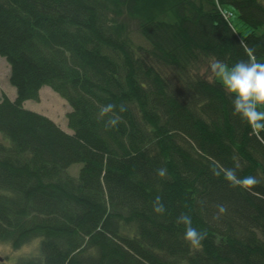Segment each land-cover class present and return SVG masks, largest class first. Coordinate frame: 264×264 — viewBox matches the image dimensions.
I'll use <instances>...</instances> for the list:
<instances>
[{
	"label": "trees",
	"instance_id": "obj_1",
	"mask_svg": "<svg viewBox=\"0 0 264 264\" xmlns=\"http://www.w3.org/2000/svg\"><path fill=\"white\" fill-rule=\"evenodd\" d=\"M0 55L17 93L0 99V242L41 238L16 264H264V132L199 71L264 63V0H0ZM44 86L68 101L73 134L25 107ZM109 103L116 128L99 118ZM216 167L260 183L230 187ZM181 214L207 232L201 248Z\"/></svg>",
	"mask_w": 264,
	"mask_h": 264
},
{
	"label": "clouds",
	"instance_id": "obj_2",
	"mask_svg": "<svg viewBox=\"0 0 264 264\" xmlns=\"http://www.w3.org/2000/svg\"><path fill=\"white\" fill-rule=\"evenodd\" d=\"M211 71L221 82L226 94L231 96L233 114L239 116L251 128L253 134L259 136L264 132V63L256 62L252 59L247 61L240 60L233 65L216 60L210 65ZM117 106L109 103L102 106L99 118L109 116L114 113ZM126 107L119 105V112H125ZM121 122L119 115H111L106 121V128H116ZM159 177L164 178L167 174L166 168L157 169ZM213 175L223 178L229 183L230 187H240L244 190H251L260 181L255 176L238 177L236 169L213 168ZM219 213L227 211L224 205H218ZM153 210L157 214H164L165 205L159 196L153 201ZM218 218V217H217ZM177 224L184 226V240L194 249L202 247V241L206 239L207 232L198 230L193 226L192 219L188 214H181L177 217Z\"/></svg>",
	"mask_w": 264,
	"mask_h": 264
},
{
	"label": "rangeland",
	"instance_id": "obj_3",
	"mask_svg": "<svg viewBox=\"0 0 264 264\" xmlns=\"http://www.w3.org/2000/svg\"><path fill=\"white\" fill-rule=\"evenodd\" d=\"M224 9L231 11L232 15L229 16L230 22L234 29L243 35L249 31L248 26L244 23L242 18L239 17L237 10L228 5L224 6ZM214 62L212 59L206 60L205 64L199 68V71L210 81L217 78L211 71V63ZM10 67L8 61L0 55V98L3 94L8 97L17 95L15 87L9 81ZM27 109H32L38 113L47 115L50 119H53L62 129L72 133L67 122V114L71 110V107L65 98L61 97L56 91L48 86H44L40 89V99L27 100L24 102ZM73 134V133H72ZM82 164L76 163L68 168V172L71 175L76 176L81 168ZM41 238L36 237L35 239L29 240L26 244L19 248L13 249L10 242H0V256L4 258V261H0V264H16L19 258L37 257L41 255L40 251Z\"/></svg>",
	"mask_w": 264,
	"mask_h": 264
},
{
	"label": "crops",
	"instance_id": "obj_4",
	"mask_svg": "<svg viewBox=\"0 0 264 264\" xmlns=\"http://www.w3.org/2000/svg\"><path fill=\"white\" fill-rule=\"evenodd\" d=\"M229 12V11H228ZM231 13V15H232V12H230ZM12 99H14L15 97H16V94L15 95H13V96H10ZM1 99V98H0ZM64 129V128H63ZM65 130V129H64ZM66 131V130H65ZM66 132H69V131H66ZM70 133V132H69Z\"/></svg>",
	"mask_w": 264,
	"mask_h": 264
},
{
	"label": "water",
	"instance_id": "obj_5",
	"mask_svg": "<svg viewBox=\"0 0 264 264\" xmlns=\"http://www.w3.org/2000/svg\"><path fill=\"white\" fill-rule=\"evenodd\" d=\"M3 260H4V258L2 256H0V261H3Z\"/></svg>",
	"mask_w": 264,
	"mask_h": 264
},
{
	"label": "built area",
	"instance_id": "obj_6",
	"mask_svg": "<svg viewBox=\"0 0 264 264\" xmlns=\"http://www.w3.org/2000/svg\"><path fill=\"white\" fill-rule=\"evenodd\" d=\"M228 15H231V14L228 12V14H225V17H228Z\"/></svg>",
	"mask_w": 264,
	"mask_h": 264
},
{
	"label": "bare ground",
	"instance_id": "obj_7",
	"mask_svg": "<svg viewBox=\"0 0 264 264\" xmlns=\"http://www.w3.org/2000/svg\"><path fill=\"white\" fill-rule=\"evenodd\" d=\"M225 19L230 20L229 17H225Z\"/></svg>",
	"mask_w": 264,
	"mask_h": 264
}]
</instances>
